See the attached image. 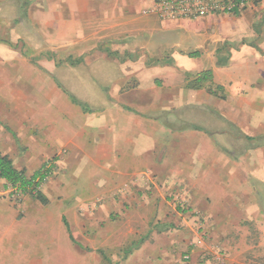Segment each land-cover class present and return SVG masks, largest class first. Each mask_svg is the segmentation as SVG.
<instances>
[{
  "label": "crops",
  "instance_id": "crops-1",
  "mask_svg": "<svg viewBox=\"0 0 264 264\" xmlns=\"http://www.w3.org/2000/svg\"><path fill=\"white\" fill-rule=\"evenodd\" d=\"M136 1L138 3L131 0H52V5L46 9L43 7L44 1L40 2V10H45L41 14L44 20L42 26L49 30L53 43L57 45L55 51L64 50L62 46H66L67 51H77L75 44L82 36L93 38L98 31L100 34L96 37L101 35V44L96 43L83 50L96 55H86L79 61H58L57 66L53 63L54 81H49L48 91L41 92L43 99L37 98L29 103V93L20 92L17 99L11 93L12 103H7L6 97L1 95L0 107L4 106L6 111L10 107L11 111L16 112L15 107L19 106V115L14 114V119L10 121L19 127L26 126V130L30 126L37 131L35 149L21 154L23 163L32 167L31 173L21 168L27 177L28 173H35L43 166L40 164L41 159L51 150L62 148L55 159H59L64 152L68 157L79 155L82 164L100 165L98 172L102 180L122 181L125 190L119 196V201L112 200L93 207L90 215L85 212V218L80 221L81 227L94 229L91 234H86L85 245L94 244L96 237L101 241L107 238L100 225L103 220L107 223L110 214L127 216L131 212L137 216V221L128 226L121 222L124 227L146 230L138 233L137 239L131 242L135 246L122 254L123 262L119 264H181L184 254L189 256L188 261H183L185 264H214L213 246L207 245L203 249L197 247L199 238L191 230L194 229V222L198 214L203 215L214 227L223 222L240 221L245 208L244 199L248 195L237 191L216 195L214 188L220 185V179L226 181L231 177L232 164L221 155L209 134L198 129L174 130L166 122L165 114H170L174 103L181 105L179 110L183 109V104L199 103L202 95L195 92L199 88H189V81L192 76L206 69H211L214 81L218 71L210 64L205 68L203 61H196L198 56L177 57L179 63L176 65L161 59H151L148 54L151 51L149 38L148 44L144 45H140L142 42L139 45L126 42L125 38L130 35L150 37L157 25L166 28L192 22L161 21L142 12L151 0ZM221 15L225 14L208 17ZM255 15L264 17V0H256L242 11L229 15L239 17L240 21V26L232 33L230 43L233 47L237 46L233 43H239L238 47L243 51L251 45ZM131 19L139 23V30L135 33L129 32L127 27ZM122 40L125 42H120ZM136 45L141 47H134ZM7 46L10 48V45ZM259 47L264 50V44ZM125 50L132 53V58L122 56ZM195 65L197 69H194ZM234 70V76L241 74L237 69ZM163 87L171 88L164 92ZM70 95L85 103L91 101L97 108L75 105ZM2 100L5 102L2 103ZM76 106L81 109L80 113ZM3 115L6 114L0 111V116ZM7 123L0 120V134L5 139L2 141L0 138V152L8 156L15 166L8 151L12 149V137L15 134ZM3 128L9 132V137L2 134ZM171 146L179 147V157H172V152L167 153ZM255 163L261 166L250 167L248 173L262 180L264 156L250 158V164ZM245 174L240 171L238 178H243ZM148 190L152 196L180 193L181 202L185 204L174 203L176 206L167 205L169 209L162 210L165 216L168 214L166 219H160L161 222H168L162 224V230L157 229V220L146 219L142 214L145 202H140L134 192L142 191L145 196ZM248 197L254 200L252 204L261 205V193ZM161 203L164 205L165 202ZM181 215L187 219L185 227L173 228L172 222H179ZM40 259L43 260V255Z\"/></svg>",
  "mask_w": 264,
  "mask_h": 264
},
{
  "label": "rangeland",
  "instance_id": "rangeland-1",
  "mask_svg": "<svg viewBox=\"0 0 264 264\" xmlns=\"http://www.w3.org/2000/svg\"><path fill=\"white\" fill-rule=\"evenodd\" d=\"M43 1L45 9L52 5V0H0V42L10 45L8 48L0 43V96H5L7 103H12V96L17 99L20 92L29 93V103L37 98L43 99L41 92L48 91L49 81H54L53 63L57 66L58 61H79L86 55H96L83 50L96 43L101 44V35L96 37L100 34L98 31L93 38L82 36L75 44L77 51H67L66 46H62L64 50L61 52L55 51L57 45L53 43L49 30L42 26L44 20L41 14L45 10H40V2ZM131 1L138 3L136 0ZM238 18L221 15L166 28L157 25L150 37L130 35L125 40L137 45L142 42L140 45H144L148 44L149 38L150 58L165 60L172 65L179 63L177 57L198 51L199 58L196 61H203L205 68L208 64L217 68L218 75L214 81L195 90L202 95V100L196 104H183L182 111L179 110L181 105L174 103L170 114H165V120L174 130L189 128L206 132L214 139L221 155L230 161L231 169L236 174L230 173L231 177L226 181L220 179V185L214 188L216 195L225 191L230 194L237 191L248 196L261 193L262 202L257 206L251 203L254 201L252 197L246 196L243 218L234 223L223 222L218 227L208 223L203 215L195 213L198 216L191 230L199 238L197 247L203 249L207 245L213 246L214 264H224L226 259L225 264H264V179H255L248 173L250 167L261 166L258 163L251 165L250 158L264 156V50L259 47L264 44V17L254 16L253 40L243 51L238 47L239 43H233L236 47L230 43L232 33L240 26ZM130 21L127 23L129 32L135 33L139 30V23L133 19ZM137 45L134 47H141ZM121 54L132 58L130 51ZM218 58L222 64L217 63ZM197 68L195 65L194 69ZM234 69L241 74L234 76ZM37 78L39 81H36ZM63 86L68 90L67 85ZM188 87L191 88L190 83ZM169 88L163 87L162 90L166 92ZM76 99L79 103L72 101L75 105L84 108L82 104H85L88 108H97L91 101L85 103ZM78 106L76 109L80 113ZM15 109L16 112L8 107L6 111L4 106L0 107V111L6 114L0 116V120L5 124L13 120V115H19L20 112L19 106ZM8 124L15 134L12 137V149L8 150L15 167L19 171H24L21 169L24 167L31 173L32 167L23 163L21 154L35 149L37 131L30 126L26 130V126L19 127L12 121ZM2 131L9 137L8 131L4 128ZM0 138L5 140L1 134ZM60 149L54 148L41 159L40 164H50L49 174L38 188L43 195L41 199L29 193L23 194L0 179V264H119L123 262L122 254L135 246L131 242L137 239L138 233L146 230L124 227L122 223L128 226L137 221V216L131 212L127 216L112 213L107 223L103 220L100 225L107 238L101 241L96 237L94 244L85 245L86 234L94 231L81 227L80 221L85 218V212L90 215L93 207L112 200L119 201L125 189L122 181L102 180L98 172L100 165L82 164L79 155L68 157L64 152L59 159H55ZM171 152L172 157H179L180 149L171 146L167 153ZM240 171L246 173L243 178H238ZM30 173H26L28 177L32 175ZM171 183L174 184L173 181ZM134 192L140 202H145L142 214L146 219L157 220L158 230L163 229L162 224L168 223L160 220L168 217V214L165 216L162 213L163 209H169L167 205H185L181 202L180 193L152 196L148 190L144 196L142 191ZM163 201L164 205L161 203ZM186 223L185 215H181L180 221L172 222V226L185 227ZM42 255L43 260L40 259ZM183 261L184 257L181 258V264H185Z\"/></svg>",
  "mask_w": 264,
  "mask_h": 264
},
{
  "label": "built area",
  "instance_id": "built-area-1",
  "mask_svg": "<svg viewBox=\"0 0 264 264\" xmlns=\"http://www.w3.org/2000/svg\"><path fill=\"white\" fill-rule=\"evenodd\" d=\"M254 1L256 0H151L142 12L164 22L193 21L212 15H234ZM188 258V255L184 256V260Z\"/></svg>",
  "mask_w": 264,
  "mask_h": 264
},
{
  "label": "trees",
  "instance_id": "trees-1",
  "mask_svg": "<svg viewBox=\"0 0 264 264\" xmlns=\"http://www.w3.org/2000/svg\"><path fill=\"white\" fill-rule=\"evenodd\" d=\"M190 57L199 56L198 51L192 52L189 54ZM218 64H222L220 58L217 59ZM212 71L211 69H206L198 72L195 76H192V79L189 81L190 87L192 88H202L205 84L212 82ZM70 98L75 103H79L77 99L70 95ZM84 108H87L85 104H82ZM50 166L43 165L38 171L32 173L30 177H27L23 174V171H19L14 165L12 160L8 156H4L0 152V179L11 184L14 189L20 191L23 194L29 193L31 196L41 199L42 194L38 190V186L41 181L46 178L49 174ZM67 227V223H64Z\"/></svg>",
  "mask_w": 264,
  "mask_h": 264
}]
</instances>
